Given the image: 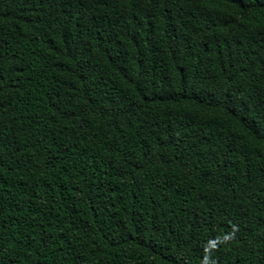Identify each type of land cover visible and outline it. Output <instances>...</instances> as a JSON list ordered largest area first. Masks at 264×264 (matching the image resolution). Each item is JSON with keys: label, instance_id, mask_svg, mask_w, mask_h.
<instances>
[{"label": "trees", "instance_id": "16d2710c", "mask_svg": "<svg viewBox=\"0 0 264 264\" xmlns=\"http://www.w3.org/2000/svg\"><path fill=\"white\" fill-rule=\"evenodd\" d=\"M0 264H264V0H0Z\"/></svg>", "mask_w": 264, "mask_h": 264}]
</instances>
